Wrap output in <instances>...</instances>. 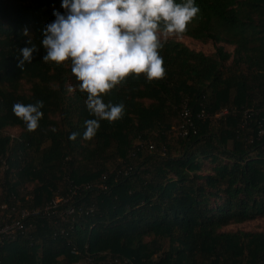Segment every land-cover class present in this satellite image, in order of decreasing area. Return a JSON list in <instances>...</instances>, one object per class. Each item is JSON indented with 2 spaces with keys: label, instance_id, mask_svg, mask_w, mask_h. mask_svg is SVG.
<instances>
[{
  "label": "trees",
  "instance_id": "obj_1",
  "mask_svg": "<svg viewBox=\"0 0 264 264\" xmlns=\"http://www.w3.org/2000/svg\"><path fill=\"white\" fill-rule=\"evenodd\" d=\"M195 5L183 36L215 52L167 39L166 75L102 94L123 116L85 140L87 93L70 63L43 62L62 0H0V227L23 226L0 235V264H264V231H225L264 220V0ZM37 101L29 132L12 108Z\"/></svg>",
  "mask_w": 264,
  "mask_h": 264
},
{
  "label": "clouds",
  "instance_id": "obj_2",
  "mask_svg": "<svg viewBox=\"0 0 264 264\" xmlns=\"http://www.w3.org/2000/svg\"><path fill=\"white\" fill-rule=\"evenodd\" d=\"M62 7L65 13L55 11V20L43 32L41 43L47 50L43 62L70 63L79 90L87 93V110L96 118L84 121L85 140L96 136L101 120L115 122L123 116L124 105L105 103L102 94L132 74L139 79L144 73L149 82L162 79L166 69L158 50L168 37H182L199 13L195 0H62ZM38 50L35 44L21 49L18 67L23 70L31 64ZM43 107V101L15 103L12 111L27 131L35 132ZM78 135L73 132L69 139L75 141Z\"/></svg>",
  "mask_w": 264,
  "mask_h": 264
},
{
  "label": "rangeland",
  "instance_id": "obj_3",
  "mask_svg": "<svg viewBox=\"0 0 264 264\" xmlns=\"http://www.w3.org/2000/svg\"><path fill=\"white\" fill-rule=\"evenodd\" d=\"M167 39H175L176 41H180L186 44L192 50L201 51L206 54H212L213 52H215V47L212 43L203 44L201 42H198L194 39H191L185 36H182V37L170 36ZM227 49L232 50L231 48H227ZM9 132L15 136H18L20 133V131L16 129H10ZM231 230L232 231H244V232H263L264 231V220L258 219L252 222H247L242 225L232 226V227L225 229V231H231Z\"/></svg>",
  "mask_w": 264,
  "mask_h": 264
},
{
  "label": "built area",
  "instance_id": "obj_4",
  "mask_svg": "<svg viewBox=\"0 0 264 264\" xmlns=\"http://www.w3.org/2000/svg\"><path fill=\"white\" fill-rule=\"evenodd\" d=\"M204 115L205 112L203 111L200 116L204 117ZM182 117H183V123L179 126V128H176L177 130H179L180 134L182 136H188L190 131L196 132L195 124L192 119L191 112L188 108H184ZM3 208H7V207L4 206ZM22 228L23 226L20 222H14L13 224H6L5 226L0 227V235L1 234L12 235L18 230H21Z\"/></svg>",
  "mask_w": 264,
  "mask_h": 264
}]
</instances>
